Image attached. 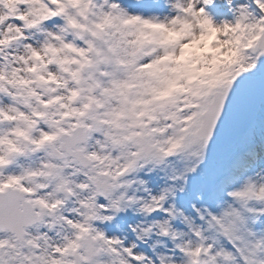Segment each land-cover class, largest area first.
<instances>
[{"label":"snow or ice","instance_id":"obj_1","mask_svg":"<svg viewBox=\"0 0 264 264\" xmlns=\"http://www.w3.org/2000/svg\"><path fill=\"white\" fill-rule=\"evenodd\" d=\"M0 264H264V0H0Z\"/></svg>","mask_w":264,"mask_h":264}]
</instances>
